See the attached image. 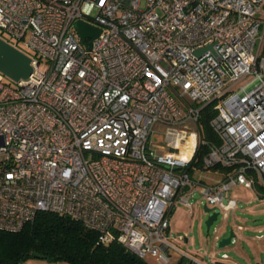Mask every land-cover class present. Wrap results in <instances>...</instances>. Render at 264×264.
<instances>
[{"label": "built area", "instance_id": "built-area-1", "mask_svg": "<svg viewBox=\"0 0 264 264\" xmlns=\"http://www.w3.org/2000/svg\"><path fill=\"white\" fill-rule=\"evenodd\" d=\"M0 39L32 67L14 87L0 73V231L52 212L155 264H204L170 217L199 194L226 220L230 189L264 187V0H0Z\"/></svg>", "mask_w": 264, "mask_h": 264}, {"label": "trees", "instance_id": "trees-1", "mask_svg": "<svg viewBox=\"0 0 264 264\" xmlns=\"http://www.w3.org/2000/svg\"><path fill=\"white\" fill-rule=\"evenodd\" d=\"M260 53L264 55V42ZM212 116L210 106H205L200 120L204 140H216L209 128ZM206 151L207 148L201 146L196 157L199 159ZM30 256L69 264H155L137 257L116 242L99 243L97 234L81 222L52 212L39 213L18 232L0 231V264L23 262ZM171 264H183V259Z\"/></svg>", "mask_w": 264, "mask_h": 264}, {"label": "rangeland", "instance_id": "rangeland-1", "mask_svg": "<svg viewBox=\"0 0 264 264\" xmlns=\"http://www.w3.org/2000/svg\"><path fill=\"white\" fill-rule=\"evenodd\" d=\"M258 45V44H257ZM48 64L41 62L39 69L45 71L48 69ZM4 82L11 87L15 83L9 78L3 76ZM227 197L236 199V210L231 212L225 220L223 213H220L217 220L210 227V236L206 237L205 221L208 215L202 209L203 200L199 194H195L191 199V204L196 205L194 215L189 214V208L179 203L174 208L170 217V233L172 236L176 234H185L188 237L187 242L173 240L175 246L185 254L192 255L197 259L210 264L220 263L216 258H211L210 254L217 253L219 258L221 254L226 253L230 259L235 260L236 264H249L248 255L252 257V264H257L254 259L253 246L248 238H251L253 243L259 244L257 241L260 235L264 236V187L259 184L252 189L243 187H233L227 193ZM237 225L243 227L242 231L237 230ZM230 231H234L239 236L238 242L235 243V238L231 244L224 248H219L218 244L221 239L228 237ZM256 245V246H257ZM243 248L245 253L243 252ZM178 258V256H175ZM215 262V263H214ZM188 260L183 258V264H187ZM15 264H69L66 262L50 261L44 258L30 256L23 262Z\"/></svg>", "mask_w": 264, "mask_h": 264}, {"label": "water", "instance_id": "water-1", "mask_svg": "<svg viewBox=\"0 0 264 264\" xmlns=\"http://www.w3.org/2000/svg\"><path fill=\"white\" fill-rule=\"evenodd\" d=\"M76 30L80 35L82 41L86 38H95L100 33L99 29L89 26L82 22H78L76 24ZM201 52H203V50H199L197 54L200 55ZM0 73L5 77L9 78L14 83L27 80L29 75L32 73L30 58L15 47L3 41L2 39H0ZM203 210L208 215L205 221V225L206 237H209L210 227L217 220L219 213L213 212V210L208 208L206 205L203 206ZM65 217L72 219L70 215H66ZM233 238L234 233L233 231H230L228 237L221 239L218 244V247L224 248L228 246L229 244H231Z\"/></svg>", "mask_w": 264, "mask_h": 264}, {"label": "crops", "instance_id": "crops-1", "mask_svg": "<svg viewBox=\"0 0 264 264\" xmlns=\"http://www.w3.org/2000/svg\"><path fill=\"white\" fill-rule=\"evenodd\" d=\"M242 230H243V227H242ZM242 230H238V231H242ZM233 233H234L235 243H237L239 236L234 231H233ZM248 239H249V241H251V245L253 246V253H254L253 256H254V259H255L256 263L257 264H264V236L260 235V238L257 239V241H259L258 245L253 243L251 238H248ZM242 253H245L244 248H243V252ZM249 253L246 252L245 254L248 255L249 264H252V257H251V255ZM224 254H226V253H224ZM218 262H220V263H215V262L214 263L215 264H236L235 260L230 259V258H228V260H226V261H219L218 260ZM204 264H210V263L204 262Z\"/></svg>", "mask_w": 264, "mask_h": 264}]
</instances>
